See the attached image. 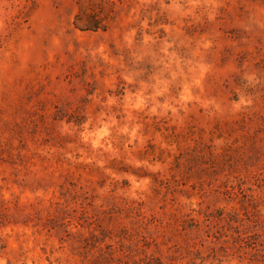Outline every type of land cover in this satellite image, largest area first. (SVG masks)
Instances as JSON below:
<instances>
[{
  "label": "rangeland",
  "instance_id": "374dc122",
  "mask_svg": "<svg viewBox=\"0 0 264 264\" xmlns=\"http://www.w3.org/2000/svg\"><path fill=\"white\" fill-rule=\"evenodd\" d=\"M0 264H264V0H0Z\"/></svg>",
  "mask_w": 264,
  "mask_h": 264
},
{
  "label": "trees",
  "instance_id": "16d2710c",
  "mask_svg": "<svg viewBox=\"0 0 264 264\" xmlns=\"http://www.w3.org/2000/svg\"><path fill=\"white\" fill-rule=\"evenodd\" d=\"M100 27H99V25L97 24V23H95V25H92V26H90V29H93V30H98ZM83 30H89V29H83Z\"/></svg>",
  "mask_w": 264,
  "mask_h": 264
}]
</instances>
